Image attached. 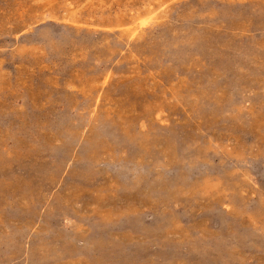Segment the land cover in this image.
Instances as JSON below:
<instances>
[{
    "label": "rangeland",
    "instance_id": "374dc122",
    "mask_svg": "<svg viewBox=\"0 0 264 264\" xmlns=\"http://www.w3.org/2000/svg\"><path fill=\"white\" fill-rule=\"evenodd\" d=\"M0 264H264V0H0Z\"/></svg>",
    "mask_w": 264,
    "mask_h": 264
}]
</instances>
